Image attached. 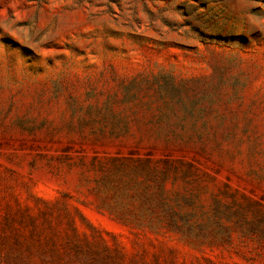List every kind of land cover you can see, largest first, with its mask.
<instances>
[{
	"label": "rangeland",
	"instance_id": "rangeland-1",
	"mask_svg": "<svg viewBox=\"0 0 264 264\" xmlns=\"http://www.w3.org/2000/svg\"><path fill=\"white\" fill-rule=\"evenodd\" d=\"M0 264H264V0H0Z\"/></svg>",
	"mask_w": 264,
	"mask_h": 264
}]
</instances>
